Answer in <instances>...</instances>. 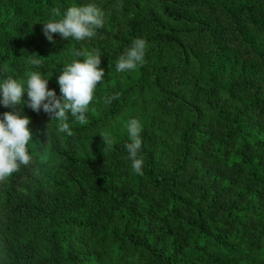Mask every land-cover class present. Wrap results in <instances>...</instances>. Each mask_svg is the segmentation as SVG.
Segmentation results:
<instances>
[{
	"label": "trees",
	"instance_id": "obj_1",
	"mask_svg": "<svg viewBox=\"0 0 264 264\" xmlns=\"http://www.w3.org/2000/svg\"><path fill=\"white\" fill-rule=\"evenodd\" d=\"M19 1L0 0V82L39 71L59 97L58 76L84 58L75 55L84 44L110 70L143 38L141 79L156 105L142 127L139 175L130 140L80 159L59 152L55 140L47 145L45 112L28 107L24 93L15 110L30 118L32 161L0 182V264H264V0H22L23 9ZM88 3L124 27L111 32L103 21L80 41L56 33L59 49L45 50L42 23L52 10L62 17ZM32 54L39 68L28 63ZM230 58L240 66L231 63L223 79L216 67ZM199 61L211 68L200 93H173ZM132 93L97 86L94 97L118 94L114 118ZM6 111L13 109L0 104V117ZM170 120L172 150L157 171L153 130Z\"/></svg>",
	"mask_w": 264,
	"mask_h": 264
},
{
	"label": "clouds",
	"instance_id": "obj_2",
	"mask_svg": "<svg viewBox=\"0 0 264 264\" xmlns=\"http://www.w3.org/2000/svg\"><path fill=\"white\" fill-rule=\"evenodd\" d=\"M43 33L50 41L53 34H60L62 38H74L77 41L92 38L96 29L103 27V13L94 3L83 6L69 7L61 17L59 9L52 10V18L42 23ZM147 42L143 38L132 41V45L116 64L118 72L134 70L138 64L144 62ZM76 56H83L82 60L73 59L66 64L58 76L61 95L58 97L54 90H49L48 79L43 78L39 71L26 73V82L7 76L0 82V104L11 107L13 111H6L0 117V182L19 171L22 165L27 166L32 161L28 145L33 139L29 127L30 118L16 111L17 105H23L24 93L27 92V106L39 112L41 108L51 115L52 120L58 121V131L71 136L72 131L68 123L69 116L80 125L88 123L86 113L94 99L97 86L103 81L105 71L100 67L101 55L98 52H76ZM28 63L39 68L42 60L36 54L30 56ZM6 70V69H5ZM26 83V87H25ZM113 99H118V94L107 97L105 103L110 104ZM127 132L130 142L125 145L131 168L135 174L143 175V159L138 157L142 146V125L137 119L127 123ZM104 145L111 147L112 139L108 135H100Z\"/></svg>",
	"mask_w": 264,
	"mask_h": 264
},
{
	"label": "rangeland",
	"instance_id": "obj_3",
	"mask_svg": "<svg viewBox=\"0 0 264 264\" xmlns=\"http://www.w3.org/2000/svg\"><path fill=\"white\" fill-rule=\"evenodd\" d=\"M26 6V3L22 0L18 2V7L23 9ZM99 8L101 5L98 6ZM103 21L106 22L105 28L109 29L111 32L116 30L120 31L123 25H119V20L114 18L111 19L109 12L103 14ZM39 41L40 38H39ZM54 42H50L48 39H44V49L45 50H56L59 49V43L56 42V39H53ZM83 52H96V47L94 44H84ZM145 61V58H144ZM209 62L201 61L196 62L191 72L188 74V79L185 82L177 85L173 90V93L178 94L182 98L193 99L197 94L200 93L202 87L205 85L206 74L210 71ZM239 68L240 64L233 59H229L227 64L223 66L219 64L216 67L217 74H222L223 79H226L230 68L229 65ZM116 64L113 63V66L110 70L105 69V77L103 81L98 85L101 88L114 91L116 88H119L122 91H133L127 106L124 107L123 111L114 118L110 117V104L105 103V99L99 100L98 98L93 99L89 105V109L86 113V117L89 122H97L94 128H90L88 132L83 133L79 136H76V133L72 132V135L69 136L67 133L58 131V121L52 120L50 114L45 113L46 119L48 120V125L45 131L44 137L46 134L49 135V139L46 144H50L53 140L58 144L59 152H64L67 156H72L75 159H80L85 156H94L99 154L102 150L107 148L104 145V141L101 134L108 135L113 143L120 140H129L127 132V123L131 119H137L142 127L149 124V116L152 108L155 107V97L156 94L152 89L145 87V81L142 80V71L141 69L148 70L142 64H138L136 69L118 72L116 70ZM221 77V79H222ZM147 83V82H146ZM163 121V123H165ZM71 131L74 129H79L80 124L74 121V118L69 116L68 121ZM171 120L165 124L166 126H158L153 130L155 134L156 142L154 143L153 148V157L156 164V170L161 171L167 166V159L170 151L172 150V144L169 142L171 140V134L173 132V127H171ZM158 124V123H157ZM24 189L20 188L19 192L23 193Z\"/></svg>",
	"mask_w": 264,
	"mask_h": 264
}]
</instances>
